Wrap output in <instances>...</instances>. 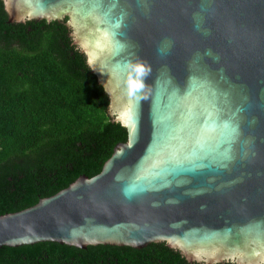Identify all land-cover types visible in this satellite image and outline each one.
Masks as SVG:
<instances>
[{
  "label": "water",
  "instance_id": "95a60500",
  "mask_svg": "<svg viewBox=\"0 0 264 264\" xmlns=\"http://www.w3.org/2000/svg\"><path fill=\"white\" fill-rule=\"evenodd\" d=\"M65 23L127 130L92 177L0 216V249L166 245L264 264V0H2Z\"/></svg>",
  "mask_w": 264,
  "mask_h": 264
},
{
  "label": "trees",
  "instance_id": "16d2710c",
  "mask_svg": "<svg viewBox=\"0 0 264 264\" xmlns=\"http://www.w3.org/2000/svg\"><path fill=\"white\" fill-rule=\"evenodd\" d=\"M11 23L0 0V216L98 175L127 130L65 23ZM0 264H197L166 243L2 247ZM231 264V263H224Z\"/></svg>",
  "mask_w": 264,
  "mask_h": 264
}]
</instances>
